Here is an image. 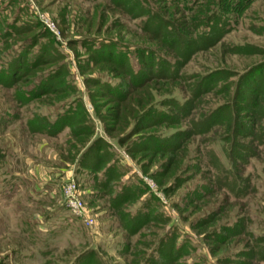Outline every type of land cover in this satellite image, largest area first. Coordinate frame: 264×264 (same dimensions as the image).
<instances>
[{"label":"rangeland","instance_id":"rangeland-1","mask_svg":"<svg viewBox=\"0 0 264 264\" xmlns=\"http://www.w3.org/2000/svg\"><path fill=\"white\" fill-rule=\"evenodd\" d=\"M146 2L154 10L159 8L158 12L165 18L172 15V18L185 20L195 13L178 10L169 2ZM126 10L111 0H0V55L19 51L23 38L46 32L48 38L42 39L39 46L50 42L55 52L50 51L48 56L52 54V58L58 60L40 70L48 73L63 68L64 84L58 86L66 90L63 94L20 105L13 101V89L0 88V264H72L78 256L90 250L95 251L104 264H131L133 254L147 250L139 242H155L158 236L153 238L151 234L167 233L174 226L180 234L178 242L189 238L196 249L181 258L180 263L225 264L231 261L233 263L227 264H264L257 259H247V255L238 257L242 251L249 252L254 240L264 235V144L259 145L257 140L250 141L245 136L238 139L240 144H250L257 157L251 158L247 166L238 163L240 176L244 183L248 182L249 193L237 200L215 179L219 174V162L229 169L222 152L223 146H228L222 142V137L227 134L225 119L209 134L188 140L184 150L171 159V155H129L118 143L135 126L136 112L130 108L131 104L159 106L170 94L182 99L186 95L179 89L189 84L188 80L192 78L229 71L234 75L230 79L234 82L239 75L264 63V0H256L238 13L231 11L228 14L233 20L232 30L211 48L191 56L181 69L185 76L182 85L152 83L140 96L129 95V106L115 102L94 85L97 82H118L123 77H115L118 71L113 66L89 60V53L81 46L85 39L95 43L109 39L130 47L148 45L149 41L138 26L141 19L133 20ZM14 19H17L15 23ZM12 23L16 27L36 26L28 34L20 36L9 32L10 37L3 36L6 26ZM130 61L137 67L134 57L131 56ZM40 70L36 72L40 73ZM257 77L264 84V72ZM222 84H216V88ZM204 98L197 107L203 112L216 108L225 99L223 94L213 93ZM69 104L71 107L75 104L83 106L91 120L86 124L94 128L92 135L86 133L74 137L69 128H64L55 138L28 133L25 123L34 114L52 120ZM76 112L81 113V109ZM239 119L249 123L253 114L244 111ZM227 125L230 127L229 123ZM180 128H186V125L158 124L140 133L167 134ZM96 138L104 140L113 154L112 159L115 158L124 171L114 190L123 185L143 184L160 204L159 212L165 221H150L138 235L130 239L126 237L122 224L110 207L112 194L98 187V181L94 180L97 172L80 170L76 163ZM206 149L219 159L215 167L205 165L202 155ZM166 161L170 162V167L165 169L164 177H155L163 172L162 169L159 171L160 163ZM179 178L182 185L175 189V179ZM69 182L75 184L85 211L93 220L90 227L68 210L62 188ZM200 186L208 187V190H200ZM148 193L127 203L124 208L135 211L140 205L139 200H144ZM207 221L210 223L205 225ZM235 223L242 225V236L230 238L226 244L205 239V234L215 228ZM150 252L148 249L147 255Z\"/></svg>","mask_w":264,"mask_h":264},{"label":"trees","instance_id":"trees-1","mask_svg":"<svg viewBox=\"0 0 264 264\" xmlns=\"http://www.w3.org/2000/svg\"><path fill=\"white\" fill-rule=\"evenodd\" d=\"M160 1L165 4L169 2L178 10L195 13L185 20L172 18V15L165 18L158 12L159 8L152 9L146 0H111L114 5L127 9V13L133 17V20L141 19L138 26L142 34H145L149 44L130 47L109 39H103L97 43L86 42L85 39L81 43L82 48L90 55L89 60L95 64L111 65L118 71V74L115 73V77L117 79L118 76L123 77L114 83L101 82L99 84L97 82L94 84L103 89V94L106 93L119 104L127 105L129 95L131 97L140 96L141 92L149 90L147 85H152V83L169 85L180 83L182 85L185 82V76L181 69L191 56L196 52L211 48L221 40L224 34L232 30L233 20L228 17L231 11L238 13L256 0ZM16 20L14 19V23ZM35 26L16 27L13 23L8 24L3 36L10 37V33L20 36L28 34ZM46 38H48L46 32L33 34L28 38H23V44L19 51L0 55V88L13 89V101L20 105H28L33 100L43 99L46 96L52 97L66 91L61 89L64 87L58 86L64 81L62 78L65 73L63 68L58 67L51 72H44L45 74L40 70L45 65L58 60L56 57L52 58V54L48 56L50 51L55 52V49L51 48L50 42L39 46L42 39ZM37 46L39 48L34 51ZM131 56L134 57L137 67L130 61ZM38 69L40 73L36 72L39 71ZM263 72L264 63H261L239 75L238 79L233 82L230 80L234 76L231 72L216 71L200 78L195 77L188 80L190 83L179 89L186 97L177 99L170 94L169 98L159 105L160 108L157 104L151 103H146L145 106L139 102L131 104L130 108L134 110V113L136 112L135 126L129 134L119 139L118 143L125 147L129 155L152 154L164 155L163 157L171 155L169 158L171 159L172 156H177L180 150H184V145L188 140L209 134L219 125V122L222 123V119H225L227 120L225 123L227 134L222 137V142L227 143L228 146H223L222 152L229 164V169L219 162L211 150L206 149L202 156L205 165L209 167H215L219 162V174L215 178L217 184L225 187L235 199H243L249 193V185L247 181V184L244 183V179L240 176L241 169L238 163L240 162L242 167L247 166L249 160L257 155L250 144H240L238 139L245 136L250 141L257 140L259 145L264 144V122H262L264 121V107L260 106L264 105V84L257 80V75L263 74ZM18 83H20L19 86ZM218 83L223 84L216 88ZM210 93L223 94L225 99L216 108L203 112L197 107L200 102L205 100V95ZM149 95L151 93L148 94V97ZM80 109L81 113H77L76 111ZM247 110L253 114V120L249 123L239 119L242 113ZM88 116L81 104H75L74 107L69 104L66 109L62 110V113H57L52 120L44 115L34 114L27 119L25 127L28 133L43 134L49 138L57 137L64 128H69L70 134L74 137L86 133L92 135L94 128L86 124L87 121H91ZM154 123L167 126L185 124L186 128H180L167 134L141 135L140 132L154 128L156 126ZM228 123L230 127H228ZM111 156L113 157V154L111 155L109 152V146L104 143L103 139L96 138L90 147L79 156L76 163L80 170L89 169L97 172L94 174V180L98 181L96 182L98 187L112 194L110 207L116 213L113 215L120 221L126 237L130 239L147 227L150 221L162 222L165 221V218L159 212L161 206L157 199L148 193V189L143 184L123 185L114 190L116 181L123 177L124 171L116 159H112ZM92 158L93 160L90 161ZM110 160H112V164H109ZM169 163V161L161 162L159 171L162 169L163 172L155 174V177L163 178ZM171 164L173 165V163ZM175 181L174 188L178 189L182 185L180 184L182 179H175ZM199 189L208 190V187L200 186ZM147 193L148 196L144 200H139L140 205L135 211L131 212L124 208L127 203L135 201V199L138 200ZM196 195L198 194L195 193ZM208 223L210 221L205 222V225ZM240 225V223L239 226L238 223H235L233 226L215 228L205 234V239L226 244L230 238L244 234L242 225ZM156 236L158 237L155 242H139V245L151 252L147 255V250L145 252L137 251L132 255L134 259L131 264H141L142 262L143 264H184L179 262L181 258L196 251L189 238L178 242L180 234L175 226L167 233L151 234L153 238ZM250 247L249 252L242 251L238 257L244 258L247 255V259H257L264 263V235L260 239H255ZM168 258H171L172 261L169 262ZM227 263L233 262H225V264ZM72 264L104 263L95 251L90 250L78 256ZM192 264H201V262L194 261Z\"/></svg>","mask_w":264,"mask_h":264},{"label":"built area","instance_id":"built-area-1","mask_svg":"<svg viewBox=\"0 0 264 264\" xmlns=\"http://www.w3.org/2000/svg\"><path fill=\"white\" fill-rule=\"evenodd\" d=\"M46 26L49 28L46 24ZM53 32V30H51ZM54 33V32H53ZM64 197L66 198V203L69 212L74 216L76 219L81 220L82 223L86 227H90L93 225L92 218L86 213L84 204L79 198V195L76 192V186L74 183L69 182L62 188Z\"/></svg>","mask_w":264,"mask_h":264}]
</instances>
